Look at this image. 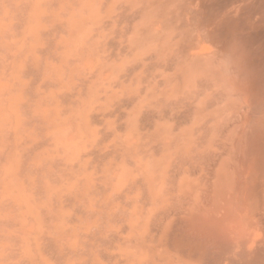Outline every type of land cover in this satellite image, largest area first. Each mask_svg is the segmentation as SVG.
<instances>
[{"label": "clouds", "instance_id": "clouds-1", "mask_svg": "<svg viewBox=\"0 0 264 264\" xmlns=\"http://www.w3.org/2000/svg\"><path fill=\"white\" fill-rule=\"evenodd\" d=\"M0 264H264V0H0Z\"/></svg>", "mask_w": 264, "mask_h": 264}]
</instances>
